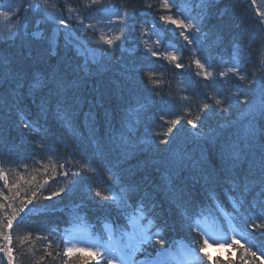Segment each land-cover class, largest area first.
Instances as JSON below:
<instances>
[{"label": "snow or ice", "instance_id": "obj_1", "mask_svg": "<svg viewBox=\"0 0 264 264\" xmlns=\"http://www.w3.org/2000/svg\"><path fill=\"white\" fill-rule=\"evenodd\" d=\"M59 4L64 5L65 0ZM222 5L220 11L216 0H206L195 16H184L181 0H145L141 6L130 0L110 5L105 0H80L77 6L60 8L50 0H27L19 6L0 0V9L8 10L0 15L16 20L11 28H0V264H24L29 255L31 264H89L86 258L73 257L86 250L94 253L95 264H248L257 257L252 247L241 246L238 262L223 258L213 262L206 250L210 240L240 245L236 235L229 234L236 232V225L243 230L239 233L242 238L247 239L245 232L255 237L254 246L264 252V10L257 0H251L255 15L247 24L249 14L239 0H222ZM93 10V15H85ZM160 11L166 13L159 15L165 30L175 32L183 41L182 48L196 56L192 64L198 69L195 76L201 79L190 78L186 87H199L204 102H197L194 118L192 108L182 106L189 97L165 92L158 87L160 80H152V86L145 81L147 94L137 93V74L143 79L145 67L154 63L152 57L163 56L178 69L186 67L179 63L176 51L159 50L160 39L149 44L153 36H159L156 17ZM214 11H219V16L218 23L212 25ZM104 14L107 19H100ZM30 17L36 18L35 30L29 27ZM41 25L54 26L52 34L39 30ZM97 25L108 30L96 41L97 46L116 49L131 45L123 48L127 56L118 62L120 75L106 95L93 97V108H103L101 101L137 96L132 111L145 138L136 136V129L129 126L131 143L117 144L113 136L107 141L96 138L94 118L87 126V137L71 129L69 117L80 103L81 84L77 82L81 74L99 77L111 71L103 54L83 59L81 49L92 42L87 34H95ZM168 25L173 27L168 29ZM74 27L85 33V40L73 34ZM209 32L230 36L237 51L238 42L247 40L262 46L249 47V57L244 60H217L205 54L203 45ZM153 75L147 73L149 78ZM235 81L240 82L238 90L229 94ZM241 97L251 106L233 121L232 110ZM114 113L113 104V112L105 110L103 119L109 121ZM52 116L60 117L64 127L51 123ZM213 118H218L216 126L202 132ZM158 125L166 130L157 132ZM186 125L191 127L186 129ZM10 129L16 130V139L11 138ZM185 130L193 137L189 144L181 136ZM58 145L86 162L76 171L67 170L64 163L54 165L49 174L48 165H42L37 157H58ZM162 152L168 153L164 159H153V154ZM132 161H136V171H126L124 165ZM65 163L71 166L67 159ZM149 164L164 169L160 187L166 190L167 207L136 179ZM90 174L105 176L108 188L93 187ZM41 175L42 180L38 179ZM57 175L62 183L55 180ZM49 181L58 186L53 188ZM221 193L230 210L222 206ZM77 195L75 217L84 213L85 220L96 222L93 233L99 232L91 239L90 249L73 243L81 239L80 234L68 229L61 234L59 225L48 222L55 198ZM21 227L28 231L18 243L28 242V247L18 252L14 233ZM173 231L182 234L187 243L173 240ZM34 233L43 242V254L38 258L31 246ZM61 244L62 252L56 251Z\"/></svg>", "mask_w": 264, "mask_h": 264}, {"label": "trees", "instance_id": "obj_2", "mask_svg": "<svg viewBox=\"0 0 264 264\" xmlns=\"http://www.w3.org/2000/svg\"><path fill=\"white\" fill-rule=\"evenodd\" d=\"M261 0H257V4L260 3ZM7 3H13L15 2L17 6L21 2H27V0H5ZM35 2V0H33ZM80 0H65V4L61 5L59 4V0H50V3L53 5H56L57 8L65 7V5H72L77 6L79 4ZM113 2H120V0H105V3L110 5ZM145 0H130V3L134 6H141L143 5ZM228 0H224V3H227ZM203 3H206V0H181L182 8L186 9L184 12V16H195L198 12L201 10V5ZM216 3L221 6L220 11L223 10L222 0H216ZM239 4L241 8L246 11L249 14V20L247 21V24H251L252 17L255 15L253 12V7L251 6V0H239ZM0 11H8L6 8L0 9ZM15 11V9H13ZM83 12V9H81ZM95 10L93 12L85 13V15H93ZM166 14L163 11H160L156 17V23H157V29L162 26V33L166 39V41L175 39L176 33L172 31H166L162 22H159V15ZM218 16L219 11H214L210 18V24L215 25L218 23ZM238 16V13H237ZM234 19L236 17H233ZM100 19L106 20L107 16L106 14L101 15ZM35 17H30V24L29 27L32 30H35ZM149 20H151V16L149 17ZM95 23V21H92V23ZM16 24V20L12 18V16L5 17L3 15H0V28L9 27L11 28ZM247 24L243 25V27H246ZM53 27H50L49 25H41L40 29L41 31H44L46 35H51L53 32ZM173 26L168 25L167 28L171 29ZM73 34L75 36H78L80 39L85 40V33L79 31L75 27L73 28ZM231 37L230 36H214L211 32L208 33L207 40L205 44L203 45L205 49V54H210L212 57L217 58V60H229L230 58L239 57L242 60L247 59L249 57V47L254 48H261V43L257 42L255 44H252L251 40H247L245 42H238V47L240 51H237V47L233 46L230 43ZM178 41V40H177ZM179 42V41H178ZM64 40H63V34H60V45L63 46ZM93 45V44H92ZM182 47V44H180ZM98 50H100V55L103 54L104 61L106 65L111 66V71L108 72L106 75L103 76H92L88 77L84 73L81 74V81L77 82L81 84V94H80V103L75 107V109L72 110V117H69V119H72L71 123V129L72 131L78 132L83 134L85 137L88 136L90 121L94 118L96 120L95 125V133L96 138H103L104 141L108 140L109 136H113L116 138L117 144L122 143H131V139L128 136V127L131 126L134 129H136V136L140 138L143 137V126L137 125L135 122L139 119L138 116L134 111H132L133 108L136 107L132 101H134L137 96L133 95L126 98H116L114 101L112 99H108L107 102L101 101L103 103V108L95 107L93 108V105L95 104V101L93 100L94 96H99L101 93H107V90L112 85V83L117 79V77L120 75V64H118L119 61H121L122 57L127 56V53L123 51V48L131 47V45H124L121 48L116 49H106V47H98L96 46ZM81 52L83 54V59L87 60L90 59L86 55V51H84V48L81 49ZM3 54V49H0V55ZM180 57L179 63L184 64L186 67L184 69H178L175 67V64L172 62H169L167 59H165L163 56L161 57H152V61L154 62L153 65L146 66L143 73V79H140V74H137V80H138V88L137 93L146 95V90L144 89V82L147 81L149 86L151 85L152 80H160L161 84L158 87H161L165 92L171 91L174 96L177 98L188 96L189 100L183 101L182 106H188L192 108L193 116L191 118H194L198 109L196 107L197 102H204L203 101V95L200 91L199 87L196 88H188L186 87V82L191 78L193 80H200V77L195 76V72L198 70L196 69L195 65L192 64V61L196 56L194 55L193 51L189 50L188 48H182L181 53L178 55ZM203 60V56L200 57ZM217 60H214L213 62H217ZM188 65H191L189 68ZM76 66V62H73V67ZM227 66V65H225ZM250 67H254V65H250ZM148 72H153L154 75L149 78L147 76ZM86 82V87L83 86V83ZM95 82V83H94ZM239 81H235L232 86L229 88V94L235 93L238 90ZM95 87L96 91L93 92L92 89ZM213 90H209V94L212 93ZM236 98L233 96V100ZM253 99L252 94L249 93V100L251 101ZM210 102V101H209ZM113 104L115 105V113L114 118L110 117L109 121H105L103 119L105 110H107L109 113L113 112ZM130 105V106H129ZM250 104H245L243 97L240 98V100L236 103V107L232 110V116L231 119L233 121H238L241 117V115L248 111ZM93 109L91 115H88L89 110ZM63 115V113H62ZM174 118V117H170ZM218 118H213L210 121L206 122V127L202 128V132L207 131V127H215L217 124ZM51 123L55 124L57 128L64 127V124L60 117L52 116L50 117ZM183 123V121H182ZM191 126H185V128H190ZM165 127L162 125H158L156 127L157 132L165 131ZM72 131H68V135H72ZM10 135L11 138L16 139L17 138V132L15 129H10ZM183 142L185 144H189L192 142L193 137L192 135L187 132L186 130L181 133ZM175 147V146H174ZM58 148H60V155L52 156L51 154H45L43 156L37 157L42 163V165H48L49 167V174L52 173V167L55 165L56 167L59 166V164L64 163L65 168L69 171H76L78 170L83 163L86 161L82 160L80 157H74L71 155V153H65L63 151V148L58 145ZM168 153H159V154H153V159L161 160L164 159ZM142 158V157H141ZM70 161L71 166L68 163H65V160ZM12 167H15L14 165ZM125 170L131 169L132 172L136 171V161H132L131 164H125L124 165ZM8 170V169H5ZM106 171V170H102ZM27 175V173H26ZM91 180L93 182V187H101L102 190H105L108 188V185L104 182L105 176L102 175H96V174H90ZM11 179V176H10ZM38 179L42 180L43 175L39 176ZM136 179L142 183V186L146 189H150L151 193L154 198H157L159 201H162L165 203V207L168 206L167 201V193L166 190L160 185L164 182V169L161 167L159 170H157V167L149 164L147 167H143L141 171L136 175ZM55 180L62 183V179L57 175L55 177ZM50 184H52L53 188H56L58 185L53 183L52 181H49ZM112 194V193H107ZM221 204L225 208V210H230L229 205L224 201L223 194L221 193ZM79 203V196H72V197H65L62 200L59 198H55L54 202L52 204L53 212L48 217V222L53 225H59L61 229V234H63L64 229H70L72 224H76L78 222H84L87 225L91 226L92 228L96 226L95 220H85L84 213H80V218L77 219L75 217L74 213V206ZM65 221H68V223H65ZM110 226V224H108ZM26 229L23 227L17 228L14 233V247L17 248V251L25 250L28 247V242H25L24 244L18 243V241L22 240L23 236L27 234ZM248 234V233H247ZM37 233H34L33 239L31 241V246L33 250L36 252V258H38L41 254H43V242L41 240L36 239ZM171 237L175 241H182L183 243H187L186 240H184V237L182 234H179L177 231H173L171 233ZM59 237L57 238V240ZM255 237L251 235H247V239L240 240V245L231 244L229 249H225L226 251L220 252V251H210L208 248L206 249L209 256L212 258V261L215 262L218 258H223L225 261L231 259L238 262V257L242 254V247H252L253 251L257 252V257H253L251 260H249L248 264H264V252H260L255 246ZM64 245H60L56 251L63 250ZM151 251V249H149ZM76 255H79L81 258H86L89 262V264H95L94 257L91 253L87 252H81L76 253L73 255L75 257ZM250 256V253H249ZM32 257L29 255L26 257L24 264H31ZM58 264V261H57ZM79 264V262H78ZM239 264V262H238Z\"/></svg>", "mask_w": 264, "mask_h": 264}, {"label": "rangeland", "instance_id": "obj_3", "mask_svg": "<svg viewBox=\"0 0 264 264\" xmlns=\"http://www.w3.org/2000/svg\"><path fill=\"white\" fill-rule=\"evenodd\" d=\"M258 6H260L261 9L264 10V0H261L260 3H258ZM161 29H162V26H160L157 29V31L159 32V36H153V40L150 41L149 44L151 45L155 39H160L161 40V45L159 46V50L162 53L176 51L177 55H179L181 53V51H182V47L180 46V44H183V41L177 37V34L174 35L175 39L166 41ZM115 30L116 29L113 28V31H115ZM107 31H108L107 28H104L103 25H97L95 34H93V33H88L87 34L88 36L91 37V40H92L91 43H87L86 42V45H85V48H84V51H86L85 53H86V55L89 58H91L93 53H95L97 56L100 55V50H98L97 47H96L97 46L96 41L99 39V37L101 35L107 33ZM81 40H84V39H81ZM239 57H241V56H239ZM227 66H231V65L229 64ZM208 222L211 223V220L209 219ZM75 225H77V226L73 227L71 232L80 234L81 239L79 241L74 240L73 243L77 247L84 248V249H90L92 247L90 241H91V239L94 236H91L90 231H89V229H88V227L86 225H83L81 223H78V224H75ZM242 231L243 230L238 225H236V232L235 233L230 232L229 234L230 235L235 234L237 239H244L239 234ZM244 236H245V233H244ZM67 238L68 237H66V239ZM221 245H223V246H221ZM230 245H231V243H229L227 241H221L218 244L214 240H210L209 249H210V251H213V252L214 251H220V252L223 253V251H226L225 249H229ZM86 252H91L94 255V253L92 251H87L86 250Z\"/></svg>", "mask_w": 264, "mask_h": 264}]
</instances>
